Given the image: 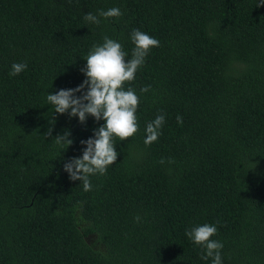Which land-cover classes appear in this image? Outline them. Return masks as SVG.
I'll return each instance as SVG.
<instances>
[{
    "label": "trees",
    "instance_id": "trees-1",
    "mask_svg": "<svg viewBox=\"0 0 264 264\" xmlns=\"http://www.w3.org/2000/svg\"><path fill=\"white\" fill-rule=\"evenodd\" d=\"M258 3L0 0V264H212L185 235L205 223L217 226L222 264H264ZM113 7L123 15L84 20ZM133 29L159 41L124 84L140 98L139 130L114 138L116 162L86 192L63 166L105 122L54 114L46 96L83 83V58L105 35L130 59ZM16 62L27 68L10 76ZM161 113V135L146 145L147 123ZM66 130L73 144L63 152L54 138Z\"/></svg>",
    "mask_w": 264,
    "mask_h": 264
},
{
    "label": "clouds",
    "instance_id": "clouds-1",
    "mask_svg": "<svg viewBox=\"0 0 264 264\" xmlns=\"http://www.w3.org/2000/svg\"><path fill=\"white\" fill-rule=\"evenodd\" d=\"M264 6V0H259L257 7ZM123 13L119 8L99 10L98 14L91 12L85 14L84 20L88 23L99 25L98 17H120ZM131 41L134 44L131 58L126 59V53L122 45L116 40L103 37L102 44H94L87 56L86 65L81 69L86 79L75 89H60L55 94L47 93L46 103L54 108V114L68 113L70 117H78L80 123H85L89 116L96 121L105 123L94 130V138L82 140L86 145L81 157H73L64 163V171L69 174L72 181L79 180L84 191L92 190L90 177L104 175L107 168L113 165L118 157L115 150L114 138L120 141L134 136L139 130L136 112L140 98L131 87L125 90L124 84L135 79V74L140 69L146 57L153 47H159V41L145 32L133 29ZM27 68L26 63L16 62L11 65L10 76H16ZM150 86L140 89L142 93L149 91ZM76 93H81L77 96ZM49 121L55 124V119ZM177 122L182 123V117L177 115ZM165 123V115L158 114L156 118L147 123L144 143L150 145L161 135V129ZM52 127L44 133L51 136ZM71 133L66 130L63 135H57L54 142L66 151L73 144L69 139ZM171 162V161H169ZM160 163H164L161 160ZM139 222L140 217L134 218ZM218 232L215 224L205 223L185 230V235L195 245L203 249L201 259L211 258L212 264H222V242L211 237Z\"/></svg>",
    "mask_w": 264,
    "mask_h": 264
}]
</instances>
